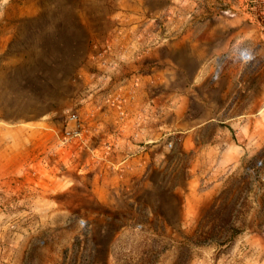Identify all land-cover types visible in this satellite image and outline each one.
Here are the masks:
<instances>
[{
    "label": "rangeland",
    "instance_id": "1",
    "mask_svg": "<svg viewBox=\"0 0 264 264\" xmlns=\"http://www.w3.org/2000/svg\"><path fill=\"white\" fill-rule=\"evenodd\" d=\"M0 264H264V0H0Z\"/></svg>",
    "mask_w": 264,
    "mask_h": 264
},
{
    "label": "bare ground",
    "instance_id": "2",
    "mask_svg": "<svg viewBox=\"0 0 264 264\" xmlns=\"http://www.w3.org/2000/svg\"><path fill=\"white\" fill-rule=\"evenodd\" d=\"M41 17H43V16H41ZM57 19H58V18H57ZM67 20H71V19L69 18V19H67ZM58 21H59V22H60V21H61V22H62V21L65 22V18H62V17H61L60 20H58ZM58 21H56V20L53 21L51 27L56 29L57 23L59 24ZM54 25H56V26H54ZM37 26H40V24L38 23ZM52 28H51V29H52ZM55 29H53V30H55ZM5 109H6V108H5ZM25 113H26V111H25ZM5 114H7V111H5Z\"/></svg>",
    "mask_w": 264,
    "mask_h": 264
},
{
    "label": "built area",
    "instance_id": "3",
    "mask_svg": "<svg viewBox=\"0 0 264 264\" xmlns=\"http://www.w3.org/2000/svg\"><path fill=\"white\" fill-rule=\"evenodd\" d=\"M242 58L244 59V60H246V61H250L251 60V56H250V54H243V56H242Z\"/></svg>",
    "mask_w": 264,
    "mask_h": 264
}]
</instances>
